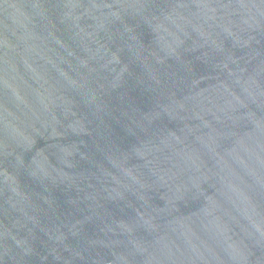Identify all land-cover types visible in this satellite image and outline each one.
<instances>
[{
  "label": "water",
  "instance_id": "water-1",
  "mask_svg": "<svg viewBox=\"0 0 264 264\" xmlns=\"http://www.w3.org/2000/svg\"><path fill=\"white\" fill-rule=\"evenodd\" d=\"M0 264H264V0H0Z\"/></svg>",
  "mask_w": 264,
  "mask_h": 264
}]
</instances>
